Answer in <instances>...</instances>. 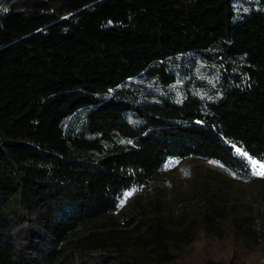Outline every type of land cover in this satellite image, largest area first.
I'll return each mask as SVG.
<instances>
[{
    "label": "trees",
    "instance_id": "trees-1",
    "mask_svg": "<svg viewBox=\"0 0 264 264\" xmlns=\"http://www.w3.org/2000/svg\"><path fill=\"white\" fill-rule=\"evenodd\" d=\"M187 159L264 164V0H0V264H180L226 200L120 201Z\"/></svg>",
    "mask_w": 264,
    "mask_h": 264
},
{
    "label": "rangeland",
    "instance_id": "rangeland-1",
    "mask_svg": "<svg viewBox=\"0 0 264 264\" xmlns=\"http://www.w3.org/2000/svg\"><path fill=\"white\" fill-rule=\"evenodd\" d=\"M206 191L215 192L227 202L230 214L222 235L202 234L193 245L185 248L178 263L206 264L213 260L217 264H227L234 260L237 263L264 264V240L255 247L245 246L239 241L231 223L236 215H253L255 228L259 232L260 223L264 221V178L257 176L250 182H244L215 162L177 160L169 163L164 173L149 186L134 193L120 211L130 209L138 200L148 210H153L159 201L166 207L171 203L182 207L184 203L193 213H197L201 208L197 201L207 195Z\"/></svg>",
    "mask_w": 264,
    "mask_h": 264
},
{
    "label": "snow or ice",
    "instance_id": "snow-or-ice-1",
    "mask_svg": "<svg viewBox=\"0 0 264 264\" xmlns=\"http://www.w3.org/2000/svg\"><path fill=\"white\" fill-rule=\"evenodd\" d=\"M237 151L240 152L241 149L237 148ZM241 154L245 157L248 156L246 152H241ZM252 166L254 168V171L252 172V175L258 176L260 178H264V164H256L255 161L252 162ZM187 174V173H186ZM134 191H129L123 194V198L120 201V206H123L129 198H131L134 195Z\"/></svg>",
    "mask_w": 264,
    "mask_h": 264
}]
</instances>
